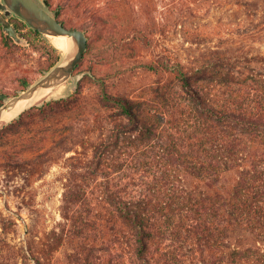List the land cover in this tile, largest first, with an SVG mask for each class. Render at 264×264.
Returning a JSON list of instances; mask_svg holds the SVG:
<instances>
[{
  "label": "trees",
  "instance_id": "trees-1",
  "mask_svg": "<svg viewBox=\"0 0 264 264\" xmlns=\"http://www.w3.org/2000/svg\"><path fill=\"white\" fill-rule=\"evenodd\" d=\"M86 2L82 0L80 6ZM56 11L59 16L63 6ZM92 14L103 26L111 25V40H115L116 26L95 9ZM149 14L145 11L144 17ZM151 18L129 29L134 38L146 40L147 48L153 47L160 31ZM60 20L67 25L65 19ZM10 21L18 33L21 23L28 25L17 15ZM69 27L86 30L74 22ZM91 49L88 42L86 52ZM61 58L60 53L56 64ZM252 60L264 62V54L248 56L214 49L188 63L156 55L144 66L156 74H169L170 82H158L146 98L104 89L97 97L88 98L81 92L80 81L88 74L84 71L75 94L24 110L16 118L40 109L46 119L55 118L61 124L53 131L49 146L40 144L45 136L34 141L37 147L28 149L34 153L32 162L38 165L44 158L54 160L59 148L65 153L76 151L69 157L73 161L68 165L63 198L64 208L70 209L65 217L72 228L53 230L36 249L29 244L18 247L2 237L12 226L0 213V264H29L31 260L53 264L55 251L66 239L81 236L80 241L86 243L90 237L85 235L88 226L84 224L97 223H89L87 209L70 211L77 203L88 207L91 179L96 186L103 185L97 205L103 204L100 209L107 212L114 235L110 240L129 247L130 264H264V248L242 246L239 237L235 240L238 228L251 230L264 240V158L259 159L255 148L264 144V73L252 71ZM243 67H250L251 73L246 74ZM136 150L152 155L139 165L151 175L145 191L127 193L126 186L100 180L103 174L108 175L105 164L122 170L123 155ZM245 161L251 164L244 166ZM236 167H241L239 181L229 194L183 183V174H189L213 188L225 171ZM100 209L97 214L101 215ZM89 245L80 244L81 251L70 254L73 261L117 264L112 256L96 252L106 249L104 240Z\"/></svg>",
  "mask_w": 264,
  "mask_h": 264
},
{
  "label": "rangeland",
  "instance_id": "rangeland-1",
  "mask_svg": "<svg viewBox=\"0 0 264 264\" xmlns=\"http://www.w3.org/2000/svg\"><path fill=\"white\" fill-rule=\"evenodd\" d=\"M50 1L54 10L63 6L59 19H65L68 26L70 22L82 24L88 34L92 49L85 53L74 73L88 71L80 81L81 92L88 98L97 97L102 89L133 98L152 95V87H156L158 82H170L167 80L169 74H164V77L144 66L145 61L156 55L188 63L214 49L248 56L264 54V0H87L85 6L84 3L80 6L82 0ZM93 9L116 26L115 40H111V25L98 23L92 14ZM145 11L150 13L146 17ZM149 16L160 31L156 33L153 47L147 48L146 40L134 38L129 29L149 20ZM19 30V35L26 42L15 41L8 34V29L0 25V93L7 96L0 98V108L21 90L39 81L55 66L61 53L49 37L37 34L28 25L21 23ZM249 63L254 69L252 71L264 73V62L252 60ZM250 67H243L246 74L251 73ZM77 82V78H70L62 83V90L37 104L69 93L75 94ZM43 112L34 109L0 126V213L6 217L8 226H12L10 232L2 237L18 247L29 244L36 249L42 241L48 240L47 236L53 230L72 228L71 220L65 217L70 209L66 211L64 208L63 198L68 165L73 161L69 157L76 155V151L65 153L59 148L54 160L44 158L39 160L38 165L32 162L34 153L28 151L37 147L34 141L42 136L45 140L40 144L49 146L53 131L61 126L55 118L46 119ZM255 148L259 159L264 158V144L255 145ZM150 157L152 155L140 150L123 155L124 168L117 170L105 164L103 168L108 175L103 174L100 180L108 179L113 185L126 186L127 193L145 191L151 175L148 177L139 165ZM250 162L243 164L248 166ZM240 171L241 167L225 171L213 188L189 174H183V183L190 188L199 186L229 194L239 181ZM101 187L103 185L98 187L91 179L88 207L77 203L70 211L73 214L77 209L79 213L87 209L85 215L89 217V223H97L96 226L84 224L88 226L85 235L90 238L86 243L80 241L83 240L81 236H76L75 240L66 239L55 251L53 264H79L73 261L70 254L81 251L80 244L90 246L103 240L106 249L97 250L98 254L112 256L117 264L131 263L129 247L110 240L114 235L107 212L101 211L103 204L97 205L101 200ZM99 209L101 215L97 214ZM103 233L104 239L99 238ZM237 237L241 238L242 246L264 248V240L251 230L238 228L235 240ZM155 256L160 258L161 255L156 252ZM29 264L36 263L31 260Z\"/></svg>",
  "mask_w": 264,
  "mask_h": 264
},
{
  "label": "water",
  "instance_id": "water-1",
  "mask_svg": "<svg viewBox=\"0 0 264 264\" xmlns=\"http://www.w3.org/2000/svg\"><path fill=\"white\" fill-rule=\"evenodd\" d=\"M0 8L3 9L7 15H17L21 17L28 25L39 30L47 37H49V34L52 33L69 35L74 38L75 42V46H73L68 53L60 50L53 44L61 51V60L39 81L31 84L26 90H21L18 95L9 99L0 108L1 122L4 115L7 112H12L19 102L30 100L29 104L25 108H23L11 119L5 121V124L19 116L24 110L39 103H35L33 101L43 89L56 88L60 84L68 81L70 78H77V80L80 79L84 73L74 75V72L84 58L88 48L89 37L86 30L82 28L69 27L64 24L59 19L57 11L51 8V3L48 0H0ZM7 21L9 22V34L14 38V40L17 42H26V39L19 35L14 24L8 19ZM0 96H6V94L0 93Z\"/></svg>",
  "mask_w": 264,
  "mask_h": 264
},
{
  "label": "bare ground",
  "instance_id": "bare-ground-1",
  "mask_svg": "<svg viewBox=\"0 0 264 264\" xmlns=\"http://www.w3.org/2000/svg\"><path fill=\"white\" fill-rule=\"evenodd\" d=\"M49 38L51 42L57 46L60 50L65 51V52H70V50L75 46L74 38L69 36V35H62V34H49ZM63 84H60L56 88H45L43 89L38 96L34 99L33 102H41L48 96L55 94L56 91H59L61 89ZM62 90V89H61ZM30 100H25L23 102H19L17 106L14 108L12 112H7L4 115V118L0 122V126L4 124L5 121L11 119L13 116L18 114L23 108H25L29 104ZM7 124V123H6Z\"/></svg>",
  "mask_w": 264,
  "mask_h": 264
},
{
  "label": "flooded vegetation",
  "instance_id": "flooded-vegetation-1",
  "mask_svg": "<svg viewBox=\"0 0 264 264\" xmlns=\"http://www.w3.org/2000/svg\"><path fill=\"white\" fill-rule=\"evenodd\" d=\"M12 15H10L11 17ZM7 17H9L3 9L0 8V25H2L4 28L8 29L9 33V22L7 21Z\"/></svg>",
  "mask_w": 264,
  "mask_h": 264
}]
</instances>
